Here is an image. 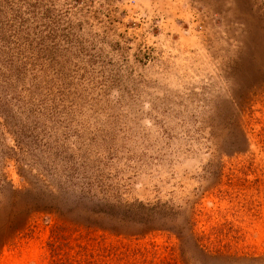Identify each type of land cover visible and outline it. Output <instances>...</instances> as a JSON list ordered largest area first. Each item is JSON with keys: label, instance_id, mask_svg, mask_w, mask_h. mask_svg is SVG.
I'll list each match as a JSON object with an SVG mask.
<instances>
[{"label": "rangeland", "instance_id": "1", "mask_svg": "<svg viewBox=\"0 0 264 264\" xmlns=\"http://www.w3.org/2000/svg\"><path fill=\"white\" fill-rule=\"evenodd\" d=\"M0 264H264V0H0Z\"/></svg>", "mask_w": 264, "mask_h": 264}]
</instances>
